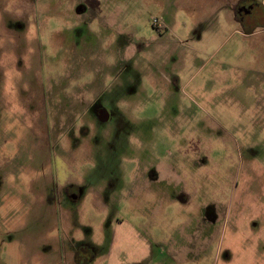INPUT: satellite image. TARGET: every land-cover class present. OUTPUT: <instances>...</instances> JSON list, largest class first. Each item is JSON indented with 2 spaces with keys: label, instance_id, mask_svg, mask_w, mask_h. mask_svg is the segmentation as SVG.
Segmentation results:
<instances>
[{
  "label": "rangeland",
  "instance_id": "374dc122",
  "mask_svg": "<svg viewBox=\"0 0 264 264\" xmlns=\"http://www.w3.org/2000/svg\"><path fill=\"white\" fill-rule=\"evenodd\" d=\"M79 251L264 264V0H0V264Z\"/></svg>",
  "mask_w": 264,
  "mask_h": 264
},
{
  "label": "flooded vegetation",
  "instance_id": "af4514ba",
  "mask_svg": "<svg viewBox=\"0 0 264 264\" xmlns=\"http://www.w3.org/2000/svg\"><path fill=\"white\" fill-rule=\"evenodd\" d=\"M247 3L245 2H240L237 4V6L235 7V11L234 13L237 14V19L238 21H241V24L243 27H248L251 26L252 23V18L255 17L256 12L254 11L255 8L251 9L252 7H250L249 5L245 6ZM259 13H257L258 16ZM260 16V15H259ZM257 20V19H256ZM96 113L98 118H101L102 121L106 120V115L102 114V110L101 109H96ZM81 250H85V252H87V249H81ZM89 260V257H86V255L84 256V253L82 251L77 252L74 255V263L75 264H87V261Z\"/></svg>",
  "mask_w": 264,
  "mask_h": 264
}]
</instances>
